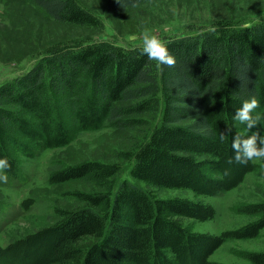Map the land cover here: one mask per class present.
Segmentation results:
<instances>
[{"label": "trees", "instance_id": "1", "mask_svg": "<svg viewBox=\"0 0 264 264\" xmlns=\"http://www.w3.org/2000/svg\"><path fill=\"white\" fill-rule=\"evenodd\" d=\"M25 1L57 23L101 27L79 0ZM140 1L106 0L105 11L122 14ZM162 41L175 67L149 61L143 46L74 41L49 47L29 70L0 84V159L11 165L10 180L21 171L9 149L32 158L69 142L57 97L81 131L132 129L139 124L134 115L158 118L137 148L116 153V162L84 161L50 172L52 185L83 181L96 190L72 192L79 206L56 209L49 227L0 245V264H219L210 256L225 241L254 239L264 229V203H254L238 212L259 216L255 222L220 235L193 233L182 220H212L214 208L156 195L188 190L218 197L259 171L252 160L228 161L234 136H264V18L244 28L220 20L215 28ZM252 96L260 104L252 116L260 120L248 129L234 114ZM123 161L130 179L123 178ZM240 256L264 264V252Z\"/></svg>", "mask_w": 264, "mask_h": 264}, {"label": "rangeland", "instance_id": "2", "mask_svg": "<svg viewBox=\"0 0 264 264\" xmlns=\"http://www.w3.org/2000/svg\"><path fill=\"white\" fill-rule=\"evenodd\" d=\"M100 21V28L57 23L25 0H0V84L26 72L51 46L82 41H108L116 45L143 46L139 36L151 30L161 41L174 36L194 35L202 29L215 28L217 21H230L236 28L248 27L264 18V0H141L124 13L107 14L106 0H79ZM132 102L124 103L130 104ZM55 105L70 128L69 142L60 148L36 152L32 158L9 149L20 168V179L0 181V245L5 246L27 234L49 227L58 218L56 209L72 210L80 205L74 191H95L96 186L83 181L52 185L50 172L84 161L116 162L118 152L134 150L158 124L150 115L131 116L139 124L117 130L103 126L81 131L75 126L63 101ZM32 122V118L22 115ZM258 172L249 173L235 189L218 197H196L188 190H162L158 198L200 200L210 204L215 217L205 222L183 219L193 233L220 235L244 227L259 216L240 214L238 207L264 203V159H253ZM128 178L126 161L120 162ZM130 179V178H128ZM29 202V208L24 203ZM242 252H264V229L254 239L227 240L211 256L219 264H251Z\"/></svg>", "mask_w": 264, "mask_h": 264}, {"label": "clouds", "instance_id": "3", "mask_svg": "<svg viewBox=\"0 0 264 264\" xmlns=\"http://www.w3.org/2000/svg\"><path fill=\"white\" fill-rule=\"evenodd\" d=\"M129 39L142 40V54L147 56L149 61H156L157 64L161 66L175 67V57L169 52L165 43L158 39L151 30L144 29L139 36L132 35ZM259 106V101L255 96H252L248 100H244L241 107L235 111L234 119L245 124L248 129L254 128L258 124L260 116L257 115L253 118L252 113ZM225 138L226 133L221 132L220 140L223 141ZM232 149L234 155L229 159V164L237 163L246 165L253 159H264V136L260 135L259 132L252 133V135L246 139L240 136H234L232 138ZM10 168L11 165L6 159H0V181H7V170Z\"/></svg>", "mask_w": 264, "mask_h": 264}]
</instances>
